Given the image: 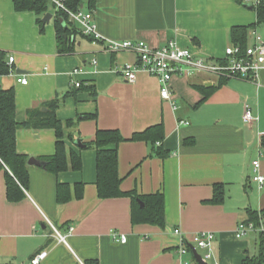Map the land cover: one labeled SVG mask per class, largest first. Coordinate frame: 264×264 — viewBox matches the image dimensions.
I'll list each match as a JSON object with an SVG mask.
<instances>
[{"label":"crops","instance_id":"crops-1","mask_svg":"<svg viewBox=\"0 0 264 264\" xmlns=\"http://www.w3.org/2000/svg\"><path fill=\"white\" fill-rule=\"evenodd\" d=\"M83 9L92 12L108 40L145 41L154 48L175 41L205 57H224L234 45L235 26H250L248 46L255 43L254 31L264 39V22L257 23L253 3L244 0H97L94 9ZM70 40L73 51L62 52L54 17L42 32L34 12H16L13 0H0V51L8 64L15 57L12 74L0 77V86L14 87L17 120H26L30 110L47 111V104L58 99V119L75 123L65 142L83 162L81 171L57 176L29 164L26 197L11 202L0 160V264H29L43 251L48 255L42 264H182L188 258L178 253L181 238L202 231L215 234L220 264H243L248 255L258 254L259 236L238 239L235 229L250 213L264 219V185L252 180L256 160L264 175V69L251 79L175 75L172 101H167L155 76L140 72L129 82L119 72L125 62H136L135 53L110 52L106 41L94 43L79 27ZM17 75L28 83L17 82ZM246 106L256 121H244ZM157 124L164 125L161 145L167 157L144 141L127 140L117 149L124 191L164 193V228L134 225L130 197L99 198L96 150L75 143L92 141L98 129H116L130 139ZM56 140L53 129L21 128L17 149L42 161L55 154ZM58 182L72 190L85 183L83 198L58 203ZM217 184L225 190L220 204L212 202ZM112 231L125 234L127 241H115Z\"/></svg>","mask_w":264,"mask_h":264},{"label":"trees","instance_id":"trees-1","mask_svg":"<svg viewBox=\"0 0 264 264\" xmlns=\"http://www.w3.org/2000/svg\"><path fill=\"white\" fill-rule=\"evenodd\" d=\"M55 1H62L65 8H57ZM16 12H34L37 15V22L44 31L45 24L42 18L47 13L54 14L56 35L62 52L70 53L74 46L70 39L78 33L76 24L71 21L68 11L77 12L84 6L90 10L97 5V0H13ZM257 12V23L264 22V0L254 5ZM60 18H64L66 26L62 25ZM250 26H235L231 29V39L234 45L245 49L248 46V34ZM68 35V41L64 42V35ZM90 38V37H89ZM92 40V38H91ZM10 65L6 53L0 51V77L8 75ZM221 78L220 80H225ZM58 99L47 104V111L34 109L29 111L28 118L18 121L16 117V92L14 87L4 88L0 86V160L5 168V180L7 187V198L11 202L21 201L26 197L25 190L30 180L29 159L27 154L17 149V132L21 128L53 129L56 133L55 154L48 157H41L45 168L59 175L67 170L81 171L83 162L79 155L69 150L65 139L67 130L75 125L73 120L61 121L57 117ZM93 117L91 115L85 118ZM165 139L163 124L148 127L144 131L135 132L130 139H126L119 130L98 129L92 141L85 143L84 147L96 150L97 158V179L96 186L98 197L101 199L130 197L132 200V223L156 225L161 228L166 226L165 197L159 191L155 193L140 195L134 191L122 189L123 178L119 171V154L117 146L124 141H144L152 145L155 154L165 158L169 155L161 143ZM264 146V137L261 141ZM160 144V145H159ZM85 183L80 182L74 185V190L68 183H57L56 197L58 203H67L72 198L81 199L84 196ZM74 191V192H73ZM225 190L222 184L214 186V197L212 202L220 204L224 201ZM142 202L143 205L139 202ZM251 214V220H258V216ZM260 250L258 254L247 256L243 264H264V237L259 236ZM86 264H99L98 260H87Z\"/></svg>","mask_w":264,"mask_h":264},{"label":"built area","instance_id":"built-area-1","mask_svg":"<svg viewBox=\"0 0 264 264\" xmlns=\"http://www.w3.org/2000/svg\"><path fill=\"white\" fill-rule=\"evenodd\" d=\"M247 3L258 5L260 0H244ZM57 8H65L62 1H55ZM71 21L79 26L82 33L92 38L94 43L107 42V50L110 52H133L137 55L136 62H125L119 69L129 82H135L140 72H145L155 76L160 83V94L164 100L172 101L170 82L175 75L192 76L195 74L207 73L219 78L244 77L256 78L260 70L264 69V39L257 32H253L255 43L242 49L240 46H229L225 50L222 58L205 57L194 54L190 49L183 48L175 41H169L162 47H152L145 41H117L106 39L97 29L92 12L80 9L77 12L68 11ZM15 57H9V65L14 62ZM96 63V61H95ZM13 70L10 68L9 74ZM76 73V72H74ZM16 81L27 84L28 80L17 75ZM76 87L81 83L76 82ZM243 119L246 123L254 122L258 119L253 114L252 109L246 106ZM255 174L252 180L260 186L264 185V175L260 172L261 163L259 160L253 162ZM73 228H70L72 231ZM178 232V231H177ZM60 240L65 237L56 230ZM251 235L264 237V219L242 220L237 224L235 237L242 239ZM112 237L115 241L125 243L127 237L125 234L112 231ZM215 234L210 231H202L194 234L190 239L181 238L178 253L192 255L190 260L186 259L182 264H199L196 260L190 244L193 245L202 260L208 264H220L214 254ZM202 251V252H200ZM48 252L43 251L31 258L29 264H42L47 257Z\"/></svg>","mask_w":264,"mask_h":264},{"label":"water","instance_id":"water-1","mask_svg":"<svg viewBox=\"0 0 264 264\" xmlns=\"http://www.w3.org/2000/svg\"><path fill=\"white\" fill-rule=\"evenodd\" d=\"M249 7H252V5L250 4ZM53 17H54V14H53V13H47V14L42 18V23H43V24L50 23V21L53 19ZM60 22H61L62 25L66 26V22H65L64 18H60ZM67 41H68V35L65 34V35H64V42H67ZM61 48H62V46H61ZM75 143H76V145H78L79 147H84V146H85V145L82 143L81 139H77ZM29 164H30V165H42V166H45V162H44V161H40V160H38V159H36V158H33V157L29 159ZM139 202H140V200H139ZM140 203L143 205L142 202H140ZM190 248H191V250H192V252H193V254H194L196 260L199 262V264H208V263H206V262H204V261L202 260L201 255L198 253V251L196 250V248H195L193 245H190Z\"/></svg>","mask_w":264,"mask_h":264},{"label":"rangeland","instance_id":"rangeland-1","mask_svg":"<svg viewBox=\"0 0 264 264\" xmlns=\"http://www.w3.org/2000/svg\"><path fill=\"white\" fill-rule=\"evenodd\" d=\"M76 27L78 28L79 26L76 24ZM186 258L190 260V256L186 255Z\"/></svg>","mask_w":264,"mask_h":264}]
</instances>
